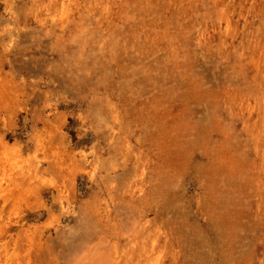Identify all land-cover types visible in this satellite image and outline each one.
Instances as JSON below:
<instances>
[{
    "label": "rangeland",
    "instance_id": "374dc122",
    "mask_svg": "<svg viewBox=\"0 0 264 264\" xmlns=\"http://www.w3.org/2000/svg\"><path fill=\"white\" fill-rule=\"evenodd\" d=\"M0 264H264V0H0Z\"/></svg>",
    "mask_w": 264,
    "mask_h": 264
}]
</instances>
